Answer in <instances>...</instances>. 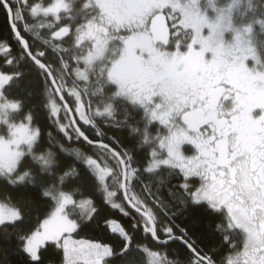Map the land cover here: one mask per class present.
<instances>
[{"label": "snow or ice", "instance_id": "snow-or-ice-1", "mask_svg": "<svg viewBox=\"0 0 264 264\" xmlns=\"http://www.w3.org/2000/svg\"><path fill=\"white\" fill-rule=\"evenodd\" d=\"M0 13V264H264V0Z\"/></svg>", "mask_w": 264, "mask_h": 264}, {"label": "trees", "instance_id": "trees-1", "mask_svg": "<svg viewBox=\"0 0 264 264\" xmlns=\"http://www.w3.org/2000/svg\"><path fill=\"white\" fill-rule=\"evenodd\" d=\"M9 36V27L6 22L5 16L3 13H0V38H7ZM46 133L48 131H52L53 134H55L54 129H46ZM173 182H175V179L173 178ZM0 202L11 204V201L8 200H0ZM109 217L112 219H115L119 221L121 224H123L125 227H127V220L124 218L118 211H110L108 213ZM100 218H98L99 220ZM210 223V222H209ZM103 224H94L90 230H88L85 233H82L81 238L86 239H94L99 242H106L108 239L107 234L102 230ZM151 250H157L163 255L164 248L162 246L157 245L155 242H149V245ZM169 257L173 254L171 250H169ZM10 260H16L15 257H10ZM44 264H59V257L51 252L44 253L43 255ZM145 261L147 264L148 258L145 256Z\"/></svg>", "mask_w": 264, "mask_h": 264}, {"label": "rangeland", "instance_id": "rangeland-1", "mask_svg": "<svg viewBox=\"0 0 264 264\" xmlns=\"http://www.w3.org/2000/svg\"><path fill=\"white\" fill-rule=\"evenodd\" d=\"M186 154L190 155L191 151L186 152ZM147 258H148V260L151 259L150 257H147Z\"/></svg>", "mask_w": 264, "mask_h": 264}, {"label": "water", "instance_id": "water-1", "mask_svg": "<svg viewBox=\"0 0 264 264\" xmlns=\"http://www.w3.org/2000/svg\"><path fill=\"white\" fill-rule=\"evenodd\" d=\"M157 244V243H156ZM157 245H159V244H157ZM159 246H161V245H159Z\"/></svg>", "mask_w": 264, "mask_h": 264}]
</instances>
